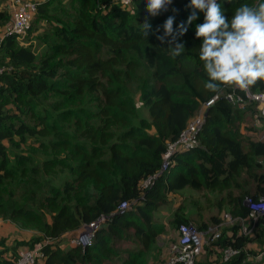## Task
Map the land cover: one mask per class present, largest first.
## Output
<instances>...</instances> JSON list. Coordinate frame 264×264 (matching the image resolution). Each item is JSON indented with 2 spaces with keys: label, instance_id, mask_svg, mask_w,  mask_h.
Listing matches in <instances>:
<instances>
[{
  "label": "trees",
  "instance_id": "trees-1",
  "mask_svg": "<svg viewBox=\"0 0 264 264\" xmlns=\"http://www.w3.org/2000/svg\"><path fill=\"white\" fill-rule=\"evenodd\" d=\"M15 1L0 4V219L31 229L34 237L11 244L0 239V264H18L24 250L37 252L40 264H109L123 253L122 264H145L167 229L157 212L187 188L227 193L221 205L248 216L244 201L264 196V141L246 131L245 119L264 117L256 103L227 99L245 97L235 86L205 89L209 77L196 37L204 13L188 25L191 0H174L175 12L156 17L147 0L129 8L120 0H20L36 6L26 42L41 19L50 25L37 47L9 33ZM259 1L217 3L230 21L241 5L257 8ZM169 16H175L174 29L181 22L188 29L178 39L186 50L176 58L156 35L143 36L145 21L163 35ZM251 91L264 93V82ZM137 97L148 119L140 118ZM201 114L200 146L176 154L169 171L143 188L160 171L169 144ZM245 174L257 184L255 194L240 185ZM102 217L107 220L93 245L67 246V234ZM185 223L179 216L173 221L178 228ZM229 245L243 253L224 262L215 248L207 263L197 264H243L256 257L261 251L255 246L264 251V219L252 237L239 235L237 226L226 228L215 246ZM169 258L170 250L165 264Z\"/></svg>",
  "mask_w": 264,
  "mask_h": 264
},
{
  "label": "clouds",
  "instance_id": "clouds-1",
  "mask_svg": "<svg viewBox=\"0 0 264 264\" xmlns=\"http://www.w3.org/2000/svg\"><path fill=\"white\" fill-rule=\"evenodd\" d=\"M217 1L191 0L193 10L187 20L191 25L198 19V12L204 13V23L196 25V37L202 38L199 58L204 62L209 77L205 89L218 93L226 85L247 92L251 86L264 82V3L257 8L241 5L229 21ZM172 2L147 0V11L156 17ZM174 22L175 16L166 19L162 25L163 35H157L159 28L152 32V25L147 21L142 25L145 38L150 32L156 35L162 44H168L170 54L176 58L186 50L185 44L178 39L188 29L184 22L174 29Z\"/></svg>",
  "mask_w": 264,
  "mask_h": 264
},
{
  "label": "built area",
  "instance_id": "built-area-1",
  "mask_svg": "<svg viewBox=\"0 0 264 264\" xmlns=\"http://www.w3.org/2000/svg\"><path fill=\"white\" fill-rule=\"evenodd\" d=\"M123 8H129L133 5L134 0H120ZM174 0L171 5L166 6V10L161 13L170 12L173 6ZM13 17L10 24L9 33L16 35L18 41L21 44H26V35L31 26L33 15L36 12L35 4L31 2H21L16 0L13 7ZM1 47V42H0ZM3 73V69L0 70V75ZM238 89V88H237ZM239 90V89H238ZM241 91V90H240ZM242 95H228L227 99L231 102L244 103L245 99L249 102L257 104L258 112L260 116L264 117V93H253L251 87L247 92L241 91ZM245 98V99H244ZM219 99V96H215L206 103L207 107L215 104ZM205 124L204 114L199 115L197 119L193 120L189 127L181 134V136L175 142L169 144L167 152L163 156V163L161 169L154 176L150 177L143 183V188H148L154 184V182L160 179L174 163V156L179 153L192 151L200 146L199 133ZM249 213L248 216L243 218L241 216H234L231 213H224L222 222L217 226L203 230L194 224H182L178 228V239L170 248V258L168 264H196L198 259L204 253L206 245L213 246L221 252L224 262H228L232 259L240 256L243 251L239 248H235L232 245L222 248L221 250L215 246V244L223 237L221 230L223 227H238V233L241 236L252 237L256 231L258 223L261 219H264V196L259 199L247 198L244 201ZM127 208V204L121 205V210L124 211ZM106 218L102 217L89 225L84 226L81 230L67 234L68 247H88L93 245L95 237L99 230L106 223ZM252 256H249L246 261H251ZM254 259L257 262L264 261V251H261ZM41 258H39L37 252L21 251L18 259V264H40ZM244 264V263H243Z\"/></svg>",
  "mask_w": 264,
  "mask_h": 264
},
{
  "label": "rangeland",
  "instance_id": "rangeland-1",
  "mask_svg": "<svg viewBox=\"0 0 264 264\" xmlns=\"http://www.w3.org/2000/svg\"><path fill=\"white\" fill-rule=\"evenodd\" d=\"M65 2H69V0H64ZM261 1H259V4ZM264 3V1L262 2ZM1 6L6 5L5 0H0ZM69 3H67V6ZM70 8V7H69ZM174 6H172L170 12L174 11ZM35 21V19H34ZM38 28L31 34L30 42L33 43L36 47L39 44L37 38H39L43 32L48 31L50 25H47L44 19H41L38 24H36ZM28 35H26V39H28ZM132 89L137 92L136 87L132 86ZM137 105L139 108V116L140 118H149V112L147 108L144 107L140 98L137 97ZM246 123V131L249 130L256 131L254 138L257 140L264 141V121L259 118L257 114H248L245 119ZM138 124V121L135 125ZM262 164L263 168L260 173L264 172V160H259ZM240 185L243 187L244 191H252L253 194L257 191V184L249 177V175L245 174L240 180ZM235 195H239V190L233 191ZM227 197V193L218 194L211 193L205 190H193L190 188L185 189L177 195H171L169 197L168 204L160 209L157 212V219L161 223L166 225V232L162 236L159 237L155 248L149 253L146 258L145 264H165L168 252L173 243L178 239V227L176 224H173V221L176 220L177 216L189 220V223L194 224L196 226L201 227L203 224L207 226L206 229L213 228L222 222V217L224 213H228L229 209L226 206H222L221 202L225 200ZM223 207V208H222ZM219 221V222H218ZM218 222V223H217ZM224 228L221 230V234H224ZM230 228V227H227ZM34 237V234L31 229H25L23 227H19L13 224L10 221H4L0 219V239H5L8 244L13 243V241H31ZM123 247H130V245L123 244ZM258 252L262 251L258 246H255ZM204 253L198 259L197 262L207 263V257L210 253L209 250L215 249L213 246L206 245L204 248ZM2 250V248L0 249ZM127 258L126 254L121 255V259L113 260L109 264H122V261ZM251 261H246L244 264H255ZM257 262V261H255ZM258 263V262H257Z\"/></svg>",
  "mask_w": 264,
  "mask_h": 264
},
{
  "label": "crops",
  "instance_id": "crops-1",
  "mask_svg": "<svg viewBox=\"0 0 264 264\" xmlns=\"http://www.w3.org/2000/svg\"><path fill=\"white\" fill-rule=\"evenodd\" d=\"M252 260H253L252 262L255 263V264H264V261L263 262H258V263L255 262L256 260L254 259V257L252 258Z\"/></svg>",
  "mask_w": 264,
  "mask_h": 264
},
{
  "label": "water",
  "instance_id": "water-1",
  "mask_svg": "<svg viewBox=\"0 0 264 264\" xmlns=\"http://www.w3.org/2000/svg\"><path fill=\"white\" fill-rule=\"evenodd\" d=\"M205 116H206V117L208 116V112L205 114Z\"/></svg>",
  "mask_w": 264,
  "mask_h": 264
}]
</instances>
